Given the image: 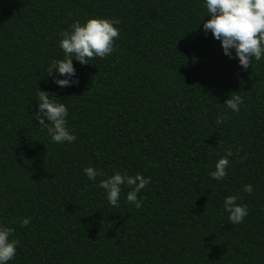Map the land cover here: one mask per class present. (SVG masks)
<instances>
[{"label": "trees", "instance_id": "1", "mask_svg": "<svg viewBox=\"0 0 264 264\" xmlns=\"http://www.w3.org/2000/svg\"><path fill=\"white\" fill-rule=\"evenodd\" d=\"M202 5L0 0V224L19 241L8 264H264V60L242 71L224 56ZM91 18L121 21L114 51L73 60L79 83L58 88L47 68L64 58L60 34ZM37 90L65 104L73 143L39 127ZM234 94L238 113L223 106ZM89 166L104 175L89 181ZM114 172L150 178L141 208L126 185L108 204L98 183ZM226 196L247 207L242 223Z\"/></svg>", "mask_w": 264, "mask_h": 264}, {"label": "clouds", "instance_id": "2", "mask_svg": "<svg viewBox=\"0 0 264 264\" xmlns=\"http://www.w3.org/2000/svg\"><path fill=\"white\" fill-rule=\"evenodd\" d=\"M206 16L209 19L203 23L202 31L211 33L212 37L220 42L222 54L229 59H235L242 71H246L253 60H264V0H203ZM121 21L118 18H91L83 25L74 21L69 31L62 32L59 48L64 58L49 63L47 74L49 76L63 77L53 79L58 88L72 87L79 83L73 60L81 65L89 63L93 58L103 59L114 51V41L119 36ZM35 120L39 127L47 129L52 142L71 144L76 136L67 128V108L64 103L50 99L49 93L37 90ZM241 96L234 94L225 100L223 106L233 113L240 111ZM225 119L222 114L217 117L216 123L221 124ZM47 121V123H46ZM233 156L231 150H226L224 157L218 159L215 168L209 173L210 178L220 181L227 175L229 157ZM89 181H95L103 172L89 166L83 169ZM150 183V178L140 173L134 176L127 173L114 172L111 176L101 179L98 187L106 194L107 202L112 207H118L121 186L126 185L130 191L126 200L134 204L137 209L142 206V198L137 194ZM243 191L251 194L253 186H243ZM236 196H226L223 200V211L228 213L230 224L237 225L243 222L248 215L245 205L236 203ZM30 217L21 218V227L30 224ZM13 229L0 224V264H8L16 256L19 241L12 239Z\"/></svg>", "mask_w": 264, "mask_h": 264}]
</instances>
